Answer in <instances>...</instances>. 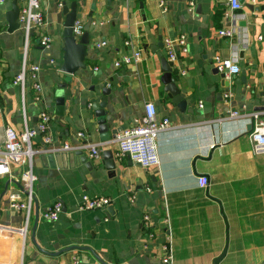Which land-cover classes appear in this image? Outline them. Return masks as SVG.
Returning a JSON list of instances; mask_svg holds the SVG:
<instances>
[{"label": "crops", "instance_id": "crops-1", "mask_svg": "<svg viewBox=\"0 0 264 264\" xmlns=\"http://www.w3.org/2000/svg\"><path fill=\"white\" fill-rule=\"evenodd\" d=\"M73 1L82 27L90 24L86 71L74 76L59 71L64 16L54 0H38L49 48L32 44L27 52L28 64L40 68L37 81L52 115L48 129L54 145L105 143L92 111L104 84L110 132L118 135L140 119L146 103L172 127L157 136L158 165L147 170L127 158L114 160L112 171L111 159L102 156L94 164L82 152L46 153L37 138L33 214L25 238L19 232L23 218L8 208L5 198L8 192H22L20 172L11 168L0 177V194L8 183L0 201V264H71L75 259L100 264L93 255L105 264H159L168 236L172 264H213L224 250L217 264H264V154H254L248 138L250 116L264 112V13H254L256 25L244 33L238 22L250 17L249 11L242 5L231 11L227 0H163L164 10L157 0H64L66 6ZM244 2L255 8L264 4ZM10 4L0 2V135L5 127L22 131L24 120L35 129L41 110L32 102L29 80L24 100L12 83L21 67L23 38L20 30L7 32ZM229 27L235 30L231 39L219 36V30ZM178 35L186 37L187 53L173 63L172 77L186 102L183 112L166 98L160 62L152 52L163 39ZM100 43L104 46L96 48ZM138 50L139 62L114 67L116 58ZM216 56L235 58L244 78L240 72L222 79L213 64ZM228 90L232 97L226 102ZM59 92L65 99L62 117L55 115ZM231 111L241 117L221 120ZM80 132L83 140L76 139ZM199 176L207 179L205 188L198 186ZM84 195L107 198L110 205L105 211H82L78 206ZM54 202L61 203V213L50 223L42 213ZM144 215L149 217L145 225Z\"/></svg>", "mask_w": 264, "mask_h": 264}, {"label": "built area", "instance_id": "built-area-1", "mask_svg": "<svg viewBox=\"0 0 264 264\" xmlns=\"http://www.w3.org/2000/svg\"><path fill=\"white\" fill-rule=\"evenodd\" d=\"M53 1V0H50ZM158 5L164 10V1L157 0ZM1 2V0H0ZM231 11L240 10L241 5L238 0H227ZM18 8V24L22 33L23 46L21 53V67L14 77L13 85L20 89L22 100H24L26 83L31 82L33 91L32 102L36 106H40L41 110L38 114V123L35 129L29 128L26 121H23V130L16 131L11 127H5L0 135V177L10 173L11 168H18L19 182H22V192H8L5 196L8 208L22 216V226L19 230L20 234L25 238L30 227L31 216L33 214V184L35 176L33 174L32 159L38 153V150L33 148V142L40 138L46 153L62 152H82L86 158L96 163L100 161L101 154L105 147L113 148V158L116 161H122L127 158L129 161L138 164L141 168L147 170L158 165L157 153V136L172 127L171 121L167 117L158 118L156 108L152 103H146L144 106V115L140 119H135L132 123L119 132L112 141L103 143H82L79 145H71L63 142L59 145H54L53 136L50 134L48 125L52 119V115L44 106L42 99V87L37 81L40 68L35 64H28L27 52L32 44L48 49L51 43V38L46 33V23L42 9L38 0H16ZM226 19L233 20L235 15H226ZM234 28L219 30V36H224L231 39L234 36ZM82 34V24L78 20L75 21L72 28V35L77 40ZM128 45V42H124ZM104 43L96 44V48H101ZM187 53L186 37L178 35L175 38H165L162 40V55L172 64L177 61L178 57ZM142 58V51L138 50L131 56H120L114 61V67L119 68L130 64H136ZM50 64L53 60L49 61ZM213 64L225 79L231 80L238 76L241 72L240 65L235 58H222L216 56L213 58ZM29 65V66H28ZM264 79V74H263ZM232 97L231 91L228 90L223 94L224 100H230ZM264 101V95L262 96ZM199 108L201 104L199 102ZM241 115L237 111H231L221 118V120H229L240 118ZM251 130L248 134L249 141L254 154H264V112L254 113L250 116ZM84 133H78L76 139L83 140ZM197 184L200 188H205L207 179L199 176ZM148 191V189L146 190ZM130 203L133 202L131 198ZM110 205V200L107 198H90L86 195L81 197V202L78 208L82 211H105ZM61 203L54 202L45 212L42 213V218L50 223H55L59 219L61 213ZM149 217L143 216L142 223L145 225ZM149 238L152 237L148 233ZM162 257L159 264H172L173 250L172 240L168 236L161 245ZM71 264H80V261L75 259Z\"/></svg>", "mask_w": 264, "mask_h": 264}, {"label": "water", "instance_id": "water-1", "mask_svg": "<svg viewBox=\"0 0 264 264\" xmlns=\"http://www.w3.org/2000/svg\"><path fill=\"white\" fill-rule=\"evenodd\" d=\"M141 1V0H139ZM55 3L60 2L61 12L64 16L63 22V31H62V40H63V57H62V65L60 66V72L66 74L68 76H74L78 72H84L87 69L86 59L88 57V48L90 46L89 41V27L90 24L82 27V34L76 40L72 35V28L77 20V4L73 1L70 6H66L64 0H54ZM238 3L250 13V17H239L242 18L238 22V27L244 31V33L248 32V28H254L255 23V16L254 13H264V4L259 6V8H255L252 5H248L244 2V0H238ZM261 19L264 21V14L261 16ZM5 22L7 26V32L12 33L19 29L18 24V8L16 5V0H11L10 10L5 14ZM156 49L152 50L153 53L156 54L157 58L159 59L160 66H161V83L164 86V92L166 94V98L170 101L172 105L179 109V111L186 110V102L180 96V92L178 88L175 86V79L172 77L173 71V64L167 61L160 49L162 48V44L159 42L156 46ZM234 51L236 50V46H234ZM240 56L242 54H239ZM242 79L245 76V72H241ZM223 79L224 76L221 75ZM102 98L98 104L92 106V111L95 117V123L97 125V130L99 132V140L101 142H108L113 139L116 134L117 130L109 131V123L111 120L110 113L106 110L107 106V97L109 95V90L107 88V84H104V90L102 91ZM64 104L65 99L61 92L56 94L55 99V115L62 117L64 114ZM101 156L105 159H111V163L108 164V168L110 170L115 169V159L113 158V152L111 150H104ZM83 163L88 164L86 158H82ZM8 183L5 184L3 191L0 194V201L3 195L6 193ZM109 210V209H108ZM38 220V214L35 213L34 216V223L32 226V234L34 233L36 223ZM76 249V248H74ZM225 250L222 254L214 261L213 264H217L218 261L224 256ZM95 259L100 262V264H105L101 261L97 256L93 255Z\"/></svg>", "mask_w": 264, "mask_h": 264}]
</instances>
